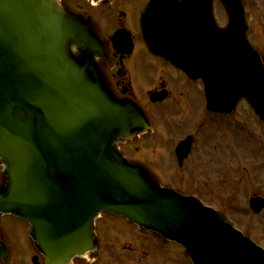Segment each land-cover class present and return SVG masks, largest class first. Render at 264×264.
Listing matches in <instances>:
<instances>
[{
  "label": "water",
  "instance_id": "water-1",
  "mask_svg": "<svg viewBox=\"0 0 264 264\" xmlns=\"http://www.w3.org/2000/svg\"><path fill=\"white\" fill-rule=\"evenodd\" d=\"M221 1L227 28L215 22L212 0H151L142 16L147 44L203 79L210 111L232 114L245 98L264 121V61L247 39L242 0ZM99 47L92 27L59 0H0V214L31 223L47 264L94 250L102 211L179 241L195 264H264V250L215 210L162 188L117 152L116 141L148 122L105 89L92 59ZM251 207L261 212L264 200ZM0 257L7 260L1 236Z\"/></svg>",
  "mask_w": 264,
  "mask_h": 264
},
{
  "label": "rangeland",
  "instance_id": "rangeland-1",
  "mask_svg": "<svg viewBox=\"0 0 264 264\" xmlns=\"http://www.w3.org/2000/svg\"><path fill=\"white\" fill-rule=\"evenodd\" d=\"M245 5L251 42L264 58V0H245ZM215 14L225 20L221 5L216 7ZM204 101L203 93L198 88L197 92L193 91L185 117L182 114L177 116L174 110L176 107L171 109L168 106L170 110L158 121L157 133L150 144L154 157L159 158L154 148L160 145V151L168 155L169 159L164 167L159 165L154 171L163 185L199 196L205 204L223 213L230 223L264 247V211L255 215L249 207L254 195L264 198V123L246 101L240 102L234 116L210 118L206 116ZM201 124L202 128L199 127ZM192 129L199 133L198 139L192 156L184 168L180 169L170 142L183 139ZM159 135L162 139L155 143ZM1 224L11 242L18 246H29L28 242L20 239L22 232H27L25 223L6 216L1 219ZM111 241L115 243L112 244L110 262H140L138 258L141 255H121L115 246H126L132 241L133 246L129 247H141L143 242L118 235ZM174 247L171 246L172 249ZM174 250V258L183 259L182 249L175 247ZM145 264H155V261L147 258Z\"/></svg>",
  "mask_w": 264,
  "mask_h": 264
},
{
  "label": "flooded vegetation",
  "instance_id": "flooded-vegetation-1",
  "mask_svg": "<svg viewBox=\"0 0 264 264\" xmlns=\"http://www.w3.org/2000/svg\"><path fill=\"white\" fill-rule=\"evenodd\" d=\"M149 1L93 0L91 3H85L82 0H72L70 6L75 12L91 17L105 47L104 55L98 57L97 62L108 75L117 95L121 98L138 100L147 110H150V118L153 121L163 114L162 109L156 110L155 108L162 107L166 102L171 101V109L172 107L177 108H174L175 113H184L181 111L182 107L191 101L193 91H197L195 86L199 81L197 83L190 80L182 71L168 61L149 52L143 41L140 29V15ZM121 38L127 42L121 44ZM162 91L168 92V97L164 102H150L151 93ZM150 108L155 110L152 111ZM140 139H142V136ZM121 149L131 160L157 164V160L147 150H141V147H132L131 143H124ZM135 150L137 153L133 152ZM97 232L101 238V245L104 244V246L107 244V238L114 232H118L119 236L127 233L129 237L136 236L154 243V247H147L146 251L143 249L141 256L138 258L140 262L136 264H145L150 250L154 251V259L158 263L192 264L182 247L174 244L175 247L182 249L184 252L183 259H176L174 258L175 247L169 250L162 249L167 244V241L157 236L143 233L137 227L126 224L120 218L111 216L104 218L99 223ZM23 249L27 254L33 252L31 247ZM118 250L121 251V249ZM124 250L126 251L127 248H124ZM131 250L136 254L138 248ZM109 254L110 249L102 247L93 259L75 262V264H110ZM122 254H125V252H122ZM11 259L13 261L12 264H19L15 262L20 260L19 257L11 256ZM28 264H33L31 257Z\"/></svg>",
  "mask_w": 264,
  "mask_h": 264
}]
</instances>
